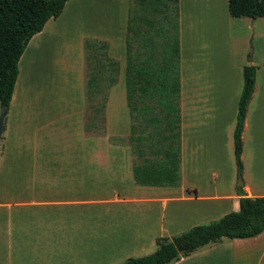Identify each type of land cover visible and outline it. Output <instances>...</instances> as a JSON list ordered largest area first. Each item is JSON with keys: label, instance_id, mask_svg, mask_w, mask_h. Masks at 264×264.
<instances>
[{"label": "rangeland", "instance_id": "1", "mask_svg": "<svg viewBox=\"0 0 264 264\" xmlns=\"http://www.w3.org/2000/svg\"><path fill=\"white\" fill-rule=\"evenodd\" d=\"M68 1L70 4L66 11L58 19L51 21L46 32L35 37L28 45L19 65V77L13 101L5 119L6 130L7 127L12 126L15 131L12 136H7V132L5 134L9 142L6 147L9 149V156L3 166L2 182L11 187L27 184L32 180L35 170L42 187L49 188L48 195H54L57 191L56 189L53 191L52 181L46 182L48 172L41 169L44 167L41 166V155L38 153L43 149L40 147L44 144L43 137L50 138L47 150H55L57 143L54 134L56 127L54 121L56 125L65 127L64 135L73 134L82 129L83 136L88 138L83 142H86V148L89 150L100 147L105 154L110 155L113 150L127 152L131 155L132 168L135 162L130 143L133 125L131 114L127 122L123 112L116 111L120 106L121 94H113L110 116H107L106 111V118L102 119V106L106 96L104 93L100 94L88 109L87 67L86 80L84 81L83 78L86 41L106 42L108 46L110 43L112 46L114 43H118L121 47L123 46L124 17L120 19L118 15L117 23L110 24L112 17L104 11L105 4L118 1ZM222 1L224 2V0ZM131 2V20L127 25L126 38L123 37L127 53L141 54L142 58H145L153 52L155 56L159 57L158 54H162L165 47L171 48L176 45L177 38L180 45L179 11H176L174 6L165 8L155 3L152 4L151 2L154 0H148L144 6L134 3V0ZM101 4L102 7H99ZM214 7L216 6L214 5ZM217 7V10L212 7L213 12L204 13L201 11L202 6L195 12L194 15L197 17L199 13H202L201 16L206 18V23L209 24L207 26L192 25L191 31L186 34L184 41L186 52L192 53L196 57L203 85L220 88L227 79V72L231 68H235L237 71L242 63L245 66H256L260 96L251 112V125L244 139L242 159L245 170L243 176H239L237 173L235 151H230L227 148L223 149L222 153L211 152L210 155L203 151H194L191 152L189 158L193 170L186 183L197 187L198 194L203 196L215 194V192L228 195L232 193L234 187L238 189L240 178H242L249 187L247 189H250L253 195L261 196L264 194V18L252 23L253 19L249 21L245 18H232L229 9L223 10L221 4ZM194 18L192 20L190 16L186 23L197 22L198 19ZM177 24L179 35L175 32ZM250 24L254 25L250 26ZM97 32L107 34L108 40L95 38L93 35ZM83 36L88 38L83 40ZM126 58L128 62L127 55ZM114 60L121 63L117 59ZM123 64L125 65L126 62L124 61ZM120 82L122 83V77H119L116 85ZM104 86L107 87L108 84L106 83ZM15 99L18 103L21 102V107L13 114L20 115L10 120L14 116L9 115ZM33 104L35 108L41 110L36 111ZM14 107L17 109L16 105ZM53 123L55 127L52 125ZM87 123L96 125L95 130L87 132ZM29 130H31V134L26 135V131ZM35 142L38 144L37 146H35ZM2 146L4 148V143ZM23 147L31 151L28 156L33 157V163L29 162L28 158L22 154ZM105 160L106 165L113 166L112 156L105 157ZM25 162L30 163L29 170L22 166ZM129 165L126 164L123 171H126ZM73 178L77 181L75 184L69 183L71 180L65 183L77 189H83L88 173L79 172L74 174ZM49 183H51L50 187ZM246 185H243V190L246 189ZM168 190L171 189L168 188ZM38 194L41 192L38 191ZM199 204L200 206L197 207L195 203L191 204V202L178 203V213L180 214L178 218L174 219L175 225L171 228L176 233L175 236L181 235L195 226L221 219V212H231L227 207L217 208L220 213L215 214L214 211L210 213L208 210L205 211V208L212 207L213 203L200 202ZM31 212L29 209L22 211L14 208L13 212L7 213V216L12 215L11 223L8 220L3 221V218L0 219V264H63L67 254L73 253L71 251H76L82 246H90L87 244V238L82 230L84 226L79 228L81 224L79 221L83 220L77 218L79 216L76 212L69 215L72 219L65 215L66 220L72 222L67 225L63 219L59 218L64 211L57 214L51 210L46 214L51 219L48 222H42L43 224L40 222L39 230L38 226L31 222ZM173 212L175 211L170 205L168 214L171 215ZM20 216H26V218L17 219ZM96 222L98 221L93 220L90 223ZM99 239L101 238L98 236L94 240ZM46 248H49L51 252L47 254ZM38 250H40V255ZM156 250L157 246L150 252L132 254V258L144 257Z\"/></svg>", "mask_w": 264, "mask_h": 264}, {"label": "crops", "instance_id": "2", "mask_svg": "<svg viewBox=\"0 0 264 264\" xmlns=\"http://www.w3.org/2000/svg\"><path fill=\"white\" fill-rule=\"evenodd\" d=\"M117 1L105 4L104 11L112 17L110 24L117 23L116 18L118 15L120 19L124 17L122 36L126 38L127 25L128 23L130 24V14L132 13L130 8L131 0ZM134 3L143 4L144 6V4L148 3V0H134ZM151 3L165 8H170L175 4V2H170V0H154ZM69 4L68 1L63 12L66 11ZM219 4L222 5L221 8L223 10L229 9V0H224V2L222 0H178L177 4L181 38L180 108L182 163L181 185L179 187L168 190V187H144L137 185L131 166V155L127 152L116 150H113L112 155L105 154L100 147L89 150L86 148V142H83L88 138L83 136L84 132L82 133V129L79 132H74V135L70 133L64 135L65 132L63 130H65V127L56 125L55 121L56 127L54 123L52 124L55 127L54 134L56 135L57 143L55 150H47L49 149L47 144L50 142V138L43 137L44 144L40 147L45 150L43 151L42 149L38 154L41 155V166L44 167L41 169L48 172L46 182L52 181L53 191L56 189L57 193L54 195L47 194L49 188L47 186L42 187L35 170L33 171L32 180L28 181L29 183L27 184H18L17 187H11L8 184L4 185L2 182V171L9 156V149H6L9 142L5 134L7 132V136L13 135V131L15 130L11 126L5 130L4 139L2 137L0 146V219L3 218V221L8 220L11 223L12 215L7 216V213L13 212L14 208L21 209L22 211L29 209V211H32L31 222L37 225L39 230L44 221L48 222L51 219L50 216L49 218L46 216L51 210H54L57 214L64 211L59 218L63 219L67 225L72 222H68L65 215L69 216L71 213L76 212L79 216L77 218L83 220L79 221L81 223L79 228L84 226L82 230L87 238V244L90 246H82V248H78L76 251H71L73 253L67 254L63 264H122L129 258H132V254L153 250L157 246L158 239L165 237L172 238L176 235L171 228L175 225L174 219L178 218L180 214L178 213V203L191 202V204L195 203L197 207L200 206V202L213 203V206L205 208V211L208 210L210 213L214 211L215 214L220 213V211H217V208L229 207L231 212L239 211L240 197L237 194L238 189L236 187L228 195H221L215 192V194L203 196L198 194L197 187L186 183L190 172L193 170L191 161L189 160L191 152L203 151L210 155L211 152L214 154L218 151L222 153L223 149L227 148L230 151H235L234 133L238 120L239 102L244 87V68L246 66L242 63L237 71L235 68H231L227 72V79H225L223 85L221 84L220 88L203 85L201 71L198 68L199 65L196 63L197 59L194 54L186 52L184 42L186 34L191 31L193 24L203 26L209 24L206 23V18L201 16L202 13H199L197 17L194 15L195 12L200 10L202 6V12H213L212 7L214 10H217ZM99 7H102V4ZM190 16L192 20L196 17L198 19L197 22L186 23ZM245 19L251 21L249 18ZM53 20L55 19L50 20L44 30L35 37L44 34ZM257 21L258 19H254L252 23H256ZM252 25L254 24H250V26ZM93 36L99 40H108L105 33L97 32ZM123 37L122 47L118 43H114L113 46L110 43L109 46V56L121 62L119 77H122V83L120 82L109 90L105 107V118L106 111L107 116H110V112L112 111V106L110 105L113 94L119 93L121 94V102L116 111L123 112L122 114L128 122L130 118L126 88V55L128 56V53ZM87 38V36H83V40ZM124 61L126 62L125 65L123 64ZM83 64L85 65L83 71L85 81L86 62L84 63V60ZM257 74L258 71L256 73L255 93L248 107L243 144L251 125V112L260 96ZM14 105H16L17 109H15ZM33 106L36 111L39 112L41 110L35 108L34 104ZM20 107L21 102L18 103L15 99L9 115L14 116L10 120L20 115L13 114ZM10 108L11 104L9 110ZM83 111L84 108L81 110V120ZM30 134L31 130L26 131V135ZM2 143H4V148ZM37 145L35 142V146ZM21 151L28 158V161H32L33 163V157L31 156L30 158L28 156L31 151L24 147ZM108 156H112L113 166L105 164V157ZM29 162L22 164L26 170L30 168ZM126 164L130 165L126 171H123ZM84 171L88 173V178L83 189H77L65 183L71 180L72 182L70 181L69 183L75 184L77 181L73 178V175ZM244 184L246 185V183ZM48 186L50 187L51 183ZM247 188L249 187L246 185L244 191L249 197L264 196V194L261 196L253 195L250 189ZM38 191L41 194H38ZM170 205L175 211L171 215L168 214ZM229 213L221 212L220 215L223 217ZM42 214L44 215L42 216ZM24 218L26 216H20L17 219ZM93 220H97L98 222L90 223ZM33 233L36 234L37 232ZM98 236L101 239L94 240ZM49 252L51 250L46 248V253L48 254ZM174 264H264V233L253 239H224L220 243L211 244L188 257H184Z\"/></svg>", "mask_w": 264, "mask_h": 264}, {"label": "trees", "instance_id": "3", "mask_svg": "<svg viewBox=\"0 0 264 264\" xmlns=\"http://www.w3.org/2000/svg\"><path fill=\"white\" fill-rule=\"evenodd\" d=\"M172 1L178 11V0ZM67 2L0 0V104L6 107L7 114L19 77L20 61L30 41L44 30L50 20L61 16ZM229 13L235 19L264 18V0H229ZM175 32L179 35L178 24ZM176 41V45L165 47L163 53L158 54L160 58L153 52L145 58L128 52L127 104L133 121L130 143L135 156L134 179L139 186L176 188L181 185V56L178 38ZM85 50L88 109L104 93L106 98L101 118L105 119L108 93L118 81L120 63L109 56L106 42L86 41ZM256 73L254 65L244 68V87L234 133L239 176L244 173L243 133L248 107L256 89ZM106 83L107 87L104 86ZM95 128L94 124H86L87 132ZM237 194L240 197L239 211L209 224L195 226L181 235L160 238L154 253L129 258L122 264H174L224 239L259 237L264 233V196L249 197L243 189Z\"/></svg>", "mask_w": 264, "mask_h": 264}, {"label": "water", "instance_id": "4", "mask_svg": "<svg viewBox=\"0 0 264 264\" xmlns=\"http://www.w3.org/2000/svg\"><path fill=\"white\" fill-rule=\"evenodd\" d=\"M254 20V19H253ZM7 116V110L5 106L1 107V115H0V145H1V140L4 134V130H5V119ZM244 182L242 180V178H240V185L238 187V190H241L243 188Z\"/></svg>", "mask_w": 264, "mask_h": 264}]
</instances>
